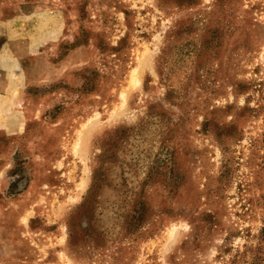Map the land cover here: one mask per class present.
<instances>
[{"label": "rangeland", "instance_id": "rangeland-1", "mask_svg": "<svg viewBox=\"0 0 264 264\" xmlns=\"http://www.w3.org/2000/svg\"><path fill=\"white\" fill-rule=\"evenodd\" d=\"M0 264H264V0H0Z\"/></svg>", "mask_w": 264, "mask_h": 264}]
</instances>
